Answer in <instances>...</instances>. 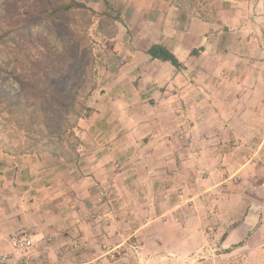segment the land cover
<instances>
[{
  "label": "rangeland",
  "instance_id": "obj_1",
  "mask_svg": "<svg viewBox=\"0 0 264 264\" xmlns=\"http://www.w3.org/2000/svg\"><path fill=\"white\" fill-rule=\"evenodd\" d=\"M55 1L59 0H49L50 3ZM77 1L83 2L94 14L90 17L74 14L71 18L68 17L70 20L63 18L52 24L39 13L40 2L43 7L46 4L44 0H0V34L13 31L11 37L24 51L29 49L35 52L43 48L63 55L69 52V56L73 57L70 67L75 69V74L82 71V75L87 73V54L91 53L94 57V73L88 81L95 89L86 102L93 112L88 119L78 121L79 130L76 134L83 145L80 147L78 163L59 166L51 164L43 157V164L46 166L43 171L39 168L38 157L34 155L14 156L3 153L9 150L10 146L16 148L18 142H9L5 133H0L1 170H4L5 160L9 168L10 163L16 160H37L34 162L37 164L34 165L36 169L32 167L36 170L35 174L44 179L56 175V182L49 184L53 185L52 189H58L64 194L60 205L63 208L61 217L54 219L55 223H60V230L57 235L52 236L53 240L48 246L49 264H264V229L261 231L262 236L257 233L255 242L250 239L251 233L248 234L243 240V248L234 249L230 254H225L226 248L221 246L220 241L221 236L227 234L237 220L243 217L241 202L244 200L235 193L232 194V190L252 188L254 183L243 185V182H231L224 186L227 188L229 185L230 189L218 187L213 191L204 192L191 201V205L185 203L183 194H180V191H183L180 187L169 184V187L172 185L168 187L170 191L167 188L156 190L141 173L145 169L140 165L141 160L148 154L143 140L147 128L138 131L136 127L147 124L140 121L142 119L135 120V114L140 115L143 112V104H132L128 99L137 95L138 90L134 92L137 88L129 86L135 72L125 63H129V52L142 51L150 41L151 37L147 36L149 24L157 25L159 17H164L165 8L169 7V14L174 15L173 10L175 14L182 13L191 19L204 18L215 25V30H221L219 0H185L181 4L175 3V0H158L157 7L150 5L156 10V14H153L155 17L149 16L147 9L153 0H109L114 13L120 15V19L116 21H106L101 17V0ZM26 21L30 22L28 28L24 27ZM71 21L72 25H68ZM57 33L63 45L57 42ZM133 37L139 38L138 41ZM76 69L80 70L77 72ZM75 80L83 81V77L77 75ZM162 128L159 127V130ZM255 139L259 141V138ZM94 146L104 149L100 156H95L92 152L91 148ZM109 150L113 151V158L117 156L112 166L107 162ZM130 151V154H133L129 157L131 160L126 159V152ZM255 151L251 149L243 153L240 150H232L229 157L235 160L236 165L228 166L225 173H234L238 169L236 160L251 157ZM95 158L101 160L95 161L99 166L104 164L105 160L106 163L100 166V170L99 166H96L94 171L91 167L95 166ZM85 163L87 166L82 168ZM94 174L96 176H93ZM196 174L198 176V173ZM199 174H203L202 171ZM9 176L10 173H6V178ZM10 186L8 185L9 188ZM260 190L262 197L251 201L264 206V187H260ZM84 191L86 196L83 197L81 194ZM181 203H184L182 207L187 209L193 207L191 209L194 213L188 214V211H185L183 217L186 219L182 217V221H185L182 231L163 232L160 224L167 221L170 224L175 221L180 223L179 215L166 212L160 217L154 210L178 207ZM150 208L151 214L147 213L149 211L145 212ZM175 210L179 211L180 208ZM260 210L264 211V207ZM157 218L159 221L155 220ZM258 221V226L264 225V213H260ZM145 223L151 224L152 227L145 230L142 228ZM66 226L76 229L80 227V234L77 235L74 230L73 235H68L63 231ZM68 236L70 239H67ZM176 236L182 240L174 247L172 240ZM37 238L39 242L40 239ZM243 238L242 230L234 235L232 241ZM98 256H102L101 260L93 262Z\"/></svg>",
  "mask_w": 264,
  "mask_h": 264
},
{
  "label": "crops",
  "instance_id": "obj_2",
  "mask_svg": "<svg viewBox=\"0 0 264 264\" xmlns=\"http://www.w3.org/2000/svg\"><path fill=\"white\" fill-rule=\"evenodd\" d=\"M157 3L158 0L150 2L149 16L155 17L156 10L150 5L157 7ZM218 3L222 14L221 30H215V25L204 18L191 19L182 13L175 14L173 10L172 15L167 13L169 7L165 8L164 17L157 16L159 23H150L147 28L150 41L142 51L129 52V63L125 64L135 72L129 86L137 88L134 92L138 90L137 95L128 99L132 104H143V112L135 114V120L142 119L140 121L147 124L136 127L138 131L147 128L143 140L148 154L140 165L145 168L141 172L143 177L148 178L153 188L170 191L172 185L180 187L185 203L191 205V201L202 193L218 187L222 189L231 182L254 183L252 188L231 192L244 200L241 202L244 211L235 226L221 236V246L227 250L245 240L250 233V239L255 242L257 233L262 236L264 229V225L258 226L260 213H264L260 209L264 206L251 201L262 197L260 187H264V107H261L264 105V0H219ZM133 39L138 41L139 38ZM151 43L165 46L183 68L176 69L169 63L151 60L145 54ZM199 48L202 51L198 55L190 54ZM159 127L163 128L159 130ZM251 149L256 150L251 157L236 160L238 169L234 173H225L228 166L236 165L229 157L232 150L246 153ZM91 150L95 156L104 151L95 146ZM126 153V159L133 155L131 151ZM109 154L107 162L112 166L117 156L113 158L110 150ZM36 161L31 158L16 160L9 168L5 160L4 170L0 166V254L9 250V236L20 230L33 233L39 237V242L52 238L60 230V223H55L54 219L61 217L64 194L49 184L56 182V175L44 179L35 174L32 167L37 165ZM93 161L101 160L95 158ZM40 162L39 168L45 171L43 160ZM86 163L82 168L87 166ZM96 166L99 164L95 162L91 168L95 171ZM201 171L203 174L200 175ZM6 173H10L8 178ZM162 174L166 176L162 177ZM169 184L172 185L169 187ZM224 189H230L229 185ZM81 196H86L85 191ZM183 204L178 206L179 211L175 210L177 206L165 207L162 211L153 209L160 217L166 212L179 215L180 223L170 224L167 220L163 224L157 223L162 225L163 232L182 231L185 211L194 213L193 207L187 209L182 207ZM150 210L145 212L151 214ZM155 220L159 221L158 218ZM151 227L149 223L142 226L145 230ZM79 229L66 226L63 231L73 235L75 230L78 235ZM242 230L244 238L232 241ZM181 240L176 236L172 246L177 247ZM190 244L193 243L190 241ZM101 258L98 256L93 262Z\"/></svg>",
  "mask_w": 264,
  "mask_h": 264
},
{
  "label": "trees",
  "instance_id": "obj_3",
  "mask_svg": "<svg viewBox=\"0 0 264 264\" xmlns=\"http://www.w3.org/2000/svg\"><path fill=\"white\" fill-rule=\"evenodd\" d=\"M44 1V7L41 2L39 4V13L52 24L63 18H71L74 14L87 17L94 14L77 0ZM101 1V17L106 21L119 20L120 15L114 13L109 0ZM175 1L181 4L185 0ZM29 25L30 22L26 21L24 27L28 28ZM12 32L0 34V133H5L9 142L17 141L18 144L16 148L10 146L3 153L14 156L30 154L40 161L44 157L51 164L59 166L78 163L80 147L83 146L76 134L78 121L88 119L93 112L86 104L95 89L88 81L94 73L93 55L88 53L86 56L87 73L82 75L80 71L75 74V69L70 67L73 57L69 56V52L63 55L43 48L35 52L29 49L24 51L11 37ZM67 36L69 38L70 34ZM56 37L57 42L63 45L58 33ZM199 51L202 48L192 50L190 54L196 56ZM145 54L151 60L169 63L176 69L183 68L177 57L161 44H149ZM77 75L83 77V81L77 82ZM243 245L242 241L225 250V253Z\"/></svg>",
  "mask_w": 264,
  "mask_h": 264
},
{
  "label": "built area",
  "instance_id": "obj_4",
  "mask_svg": "<svg viewBox=\"0 0 264 264\" xmlns=\"http://www.w3.org/2000/svg\"><path fill=\"white\" fill-rule=\"evenodd\" d=\"M53 238L38 242L35 235L20 230L8 238L9 250L0 254V264H49L48 246Z\"/></svg>",
  "mask_w": 264,
  "mask_h": 264
}]
</instances>
